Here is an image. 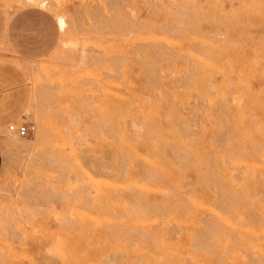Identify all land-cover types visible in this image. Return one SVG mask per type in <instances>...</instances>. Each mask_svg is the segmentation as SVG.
Returning <instances> with one entry per match:
<instances>
[{"label":"rangeland","instance_id":"rangeland-1","mask_svg":"<svg viewBox=\"0 0 264 264\" xmlns=\"http://www.w3.org/2000/svg\"><path fill=\"white\" fill-rule=\"evenodd\" d=\"M0 14V264H264V0H0ZM20 123L33 131L7 129Z\"/></svg>","mask_w":264,"mask_h":264},{"label":"bare ground","instance_id":"bare-ground-1","mask_svg":"<svg viewBox=\"0 0 264 264\" xmlns=\"http://www.w3.org/2000/svg\"><path fill=\"white\" fill-rule=\"evenodd\" d=\"M246 34H247V33H246ZM249 36H250V35H249ZM229 41H230V40H228L227 42H229ZM231 43H232V42H231ZM233 43H234V42H233ZM235 43H236V42H235ZM235 43H234V44H235ZM229 46H230V45H228V47H229ZM248 46H249V45H248ZM233 47H234V46H233ZM229 48H230V47H229ZM246 48H247V47H246ZM249 48H250V47H249ZM236 49H237V48H236ZM247 49H248V48H247ZM135 51H136V50H135ZM135 51H134V52H135ZM140 51H141V49H140ZM140 51L138 50V52H140ZM142 51H143V50H142ZM142 51H141V52H142ZM145 51H146V54L148 55V53H147V49H146ZM138 52H136V53L138 54ZM141 52H140V53H141ZM136 53H135V54H136ZM142 53H144V52H142ZM156 54H157V53H156ZM213 54H214V53H213ZM144 55H145V54H143V56L140 55V57H141V58H142V57H145ZM147 55H146V56H147ZM136 56H137V55H136ZM203 56H205V55H203ZM207 56H208V55H207ZM138 57H139V56H138ZM147 57L149 58L150 55H148ZM154 57H155V55H154ZM170 57H171V56H170ZM170 57L167 56L168 59H170ZM209 57H210V56H209ZM13 58H14V57H13ZM132 58H133V57H132ZM196 58H197V57H196ZM227 58H229V57H227ZM130 59H131V57L129 58V60H130ZM137 59H138V58H137ZM151 59H152V57H151ZM158 59H159V57H158ZM188 59H190V58H188ZM198 59H199V58H198ZM198 59H196V60H198ZM209 59H210V58H209ZM153 60H155V59H153ZM160 60H161V59H160ZM199 60H200V59H199ZM199 60H198V62H201V60H200V61H199ZM214 60L216 61V58H215ZM131 61H132V60H131ZM144 61H145V60H144ZM156 61H157V60H156ZM168 61H169V60H168ZM186 61H187V60H186ZM189 61H190V60H189ZM202 61H203V60H202ZM223 61H224V60H223ZM254 61H255V60H254ZM13 62H14V61H13ZM134 62H135V61H134V59H133L132 63H134ZM145 62H146V61H145ZM145 62H144V63H145ZM159 62H160V61H159ZM159 62H157L158 64L155 62V63H156L155 65H158V66H159ZM166 62H167V61H166ZM169 62H170V61H169ZM192 62H193V61H192ZM192 62H190V64H188V61L186 62V65H189L188 67L186 66L187 70H189L188 68H190L191 64H193ZM225 62H228V61L225 60ZM132 63L129 62V64H132ZM144 63H143V64H144ZM152 63L154 64V62H152ZM134 64H136V66H137V61H136V63H134ZM138 64H139L140 66H142L141 68L144 67V65H141V64H142V61H141V63H138ZM169 64L172 65V63H169ZM229 64H230V63H229ZM149 65H150V63H149ZM155 65H154V66H155ZM167 65H168V64H167ZM145 66L147 67L148 64H147V65L145 64ZM158 66H155V68L151 69L150 67H153V65H152V66L147 67L146 69H145V67H144V69H145L146 72H147L148 68H150V72H153V71H151V70H154V71H155V69H157L156 67H158ZM193 66H196V65H195V64L192 65V69H193ZM198 66H199V65H198ZM204 66H206V65H204ZM167 67H169V66H167ZM196 67H197V66H196ZM196 67H194V70L197 72L198 69L196 70V69H195ZM222 67H223V64H222ZM222 67H221V68H222ZM225 67L227 68V66H225ZM225 67H224V68H225ZM139 68H140V67H139ZM141 68L139 69V72H143V70H141ZM169 68H170V67H169ZM165 69H168V68H165ZM190 69H191V68H190ZM192 69H191V70H192ZM140 70H141V71H140ZM145 70H144V71H145ZM170 70L172 71L173 69H170ZM185 70H186V69H185ZM185 70H184V69L180 70V71H182V72L184 71V73L181 72V75H182V74L184 75V74H186V73L189 72V71H185ZM194 70H193V72H195ZM212 70H213V69H212ZM222 70L224 71V69H222ZM225 70H226V69H225ZM121 71H122V70H121ZM159 71H161L160 68L158 69V72H159ZM199 71H200V73L198 74V77H199L200 75H201L202 77H205V76H206V79H207V77H208V80H209L210 77L207 76V73H206L205 76H203V75L201 74L202 69L199 70ZM199 71H198V72H199ZM203 71H204V70H203ZM208 71H209V69H208ZM158 72L155 71L154 73H156V75H162V71H161V74H160V72H159V73H158ZM164 72H165V71H164ZM167 72H170V71H167ZM167 72H166V73H167ZM185 72H186V73H185ZM196 72L194 73L195 75H196ZM217 72H219V71H217ZM261 72H262V71H261ZM189 73H190V72H189ZM189 73H188V74H189ZM191 73H192V72H191ZM209 73H210V71H209ZM231 73H233V72H231ZM127 74L129 75L128 70H127ZM142 74L144 75V72L141 73V75H142ZM150 74H151V73H150ZM170 74H171V73H170ZM172 74H173V73H172ZM188 74H186V76H188ZM146 75H147V76H145V77H148V75H149L148 72L146 73ZM153 75H154V74H153ZM177 75H178V74H177ZM183 75H182V76H183ZM191 75L193 76V74H191ZM230 75H231V74H230ZM253 75H254V74H253ZM151 76H152V74H151ZM172 76H173V75H172ZM175 76H176V75H175ZM175 76H173V78H175ZM196 76H197V75H196ZM149 77H150V76H149ZM155 77H156V76H155ZM165 77H167V76H165ZM170 77H171V75H170ZM177 77H179V76H177ZM177 77H176V78H177ZM157 78H159V80H160L162 77L159 76V77H157ZM157 78H156V79H157ZM167 78H168V77H167ZM167 78H166V80H167ZM193 78H196V77H193ZM211 78H212V77H211ZM145 79H146V83H148V82H150V84L152 83V81H149V79L151 80V77H150V78H145ZM147 79H148V81H147ZM153 79H154V78H153ZM164 79H165V78H164ZM168 79H169V78H168ZM204 79H205V78H204ZM222 79H223V78H222ZM159 80L157 79V81H159ZM177 80H178V79H177ZM190 80H191V79H190ZM194 80H195V79H194ZM154 81H155V79H154ZM164 81H165V80H164ZM181 81H183V80H181ZM181 81H180V82H181ZM174 82H176V81H174ZM189 82H190V81H189ZM205 82H206V81H204V83H205ZM192 83H193V81L190 82V85H191ZM228 83H229V82H228ZM231 83H232V81H230V84H231ZM235 83H236V84H235ZM235 83H234V84L237 85V83H239V82H236V81H235ZM251 83H252V82H251ZM256 83H257V82H256ZM155 84H157V83H153V85L151 84L152 87H153ZM176 84H177V83H176ZM182 84H183V83H182ZM194 84H195V83H194ZM194 84L191 85V86H192V87L195 86ZM196 84H197V83H196ZM225 84H227V83H225ZM252 84H253V83H252ZM148 85H149V84H148ZM178 85H180V84H179V80H178ZM208 85H209V83H208ZM228 85H229V84H227L226 86H228ZM183 86H184V85H183ZM197 86H198V85H197ZM216 86H217V85H216ZM219 86H221V85H219ZM219 86H218V87H219ZM226 86H225V87H226ZM242 86H243V85H242ZM249 86H250V85H249ZM258 86H259V85H258ZM146 87H147V86H146ZM192 87H191V88H192ZM204 87H205V86H204ZM211 87H213V86H211ZM218 87L216 88V90L218 89ZM221 87H222V86H221ZM225 87H224V88H225ZM229 87L232 88V86H228L227 88L229 89ZM234 87H235V86H234ZM234 87H233V89H234ZM259 87H260V86H259ZM157 88H158V87H157ZM157 88L155 87V89H157ZM176 88H177V87H176ZM179 88H180V87H179ZM179 88H178V89H179ZM199 88H200V87H199ZM224 88H222V89H224ZM244 88H245V87H244ZM155 89H154V90H155ZM159 89L161 90V88H159ZM206 89H208V88H206ZM206 89H205V92H206ZM214 89H215V88H214ZM214 89H213V90L210 89V90H211L212 92H213V91L216 92ZM228 89H227V90H228ZM175 90H176V89H174V91H175ZM192 90H193V89H192ZM192 90H191V92H192ZM203 90H204V89H203ZM224 90H225V89H224ZM229 90H230V89H229ZM241 90H242V89H241ZM195 91H196V90H194V92H195ZM211 91H210V92H211ZM245 91H246V90H245ZM199 92H200V91H199ZM212 92H211V94H212ZM228 92H231V91H227V93H228ZM240 92H241V91H240ZM172 93H173V92H172ZM186 93H187V91H186ZM223 93H224V92H223ZM260 93H261V91H260ZM260 93H259V94H260ZM157 94H159V93L157 92ZM188 94H189V93H188ZM216 94H217V93H214V95H216ZM224 94H225V93H224ZM230 94H231V93H230ZM230 94H229V95H230ZM232 94H233V93H232ZM232 94H231V96H232ZM252 94H254V93H252ZM252 94H251V95H252ZM204 95H205V94H204ZM226 95H227V94H226ZM229 95H228V96H229ZM234 95H236V94H234ZM160 96H162V95L160 94L158 97H160ZM205 96H206V95H205ZM207 96H208V95H207ZM207 96H206V97H207ZM231 96H230V98H231ZM236 96H237V95H236ZM263 96H264V95H263ZM232 97H233V96H232ZM246 97H247V96H246ZM135 98H136V97H135ZM160 98H164V99H165L166 97H160ZM204 98H205V97H204ZM207 98H208V97H207ZM216 98L218 99V97H216ZM216 98H214V99H216ZM244 98H245V96L242 98V100H243ZM138 99H139V97H138ZM175 99H176V98H175ZM180 99H181V98H180ZM223 99H224V97H223ZM233 99L235 100V99H237V98H232V99H231L232 101L230 100V104H231V102H233ZM246 99L248 100V98H246ZM159 100H160V99H159ZM162 100H163V99H162ZM184 100H185V99H184ZM202 100H203V99H202ZM208 100H209V99H208ZM218 100H219V99H218ZM239 100H240V99H239ZM263 100H264V98H263ZM165 101H166V100H165ZM169 101H171V100H169ZM174 101H175V100H174ZM204 101H205V100H204ZM225 101H226V100H225ZM180 102H181V101H180ZM206 102H207V101H206ZM215 102H216V100H215ZM220 102H221V100H220ZM243 102H244V101H243ZM256 102H258V101H256ZM170 103H172V102H170ZM176 103H177V102H176ZM218 103H219V102H218ZM225 103L228 104L227 102H225ZM238 103H239V102H238ZM241 103H242V101H240V103H239L237 106L239 107V105H240ZM180 104H181V103H180ZM230 104H228V106H229ZM173 105H175V104L173 103ZM208 105H209V104H208V102H207V106H208ZM242 105H244V104H242ZM251 105L253 106L252 103H251ZM254 105H255V104H254ZM256 105H258V104H256ZM205 106H206V105H205ZM205 106H203V107H205ZM207 106H206V107H207ZM209 106H210V105H209ZM228 106H227V108H229ZM231 106H232V105H231ZM240 106H241V105H240ZM260 106H261V105H260ZM260 106H259V107H260ZM263 106H264V105H263ZM171 107H173V106H171ZM175 107H176V106H175ZM238 107H237V108H238ZM261 107H262V106H261ZM218 108H219V107H218ZM220 108H222V107H220ZM223 108L225 109V106H224V105H223ZM223 108H222V109H223ZM227 108H226V109H227ZM235 108H236V107H235ZM237 108H236V109H237ZM243 108L246 110L245 106H243ZM169 109H170V107H169ZM226 109H225V110H226ZM239 109H240V108H239ZM263 109H264V108H263ZM237 110H238V109H237ZM240 110H241V109H240ZM174 111H176V110L174 109ZM248 111H249V109H248ZM251 111H252V110H251ZM171 112H172V111H171ZM203 112H204V111H203ZM221 112H222V111H221ZM235 112H236V111H235ZM166 113H167V110H166ZM169 113H170V112H168V114H166V115H167V118H168V115H170ZM209 113H210V112H209ZM216 113H217V112H216ZM172 114H174V113H172ZM166 115H165V116H166ZM174 115H176V114H174ZM174 115H172V116H174ZM236 115H237V113H236ZM172 116H171V117H172ZM215 116H217V115H215ZM221 116H222V115H221ZM240 116H241V115H240ZM176 117H177V116H176ZM178 117H179V115H178ZM178 117H177V118H178ZM218 117H220V116H218ZM169 118H170V116H169ZM169 118H168V120H169ZM177 118H176V119H177ZM242 118H243V117H242ZM217 119H218V118L216 117L215 120H217ZM223 119H226V118H223ZM231 119H232V118H231ZM235 119H236V118H235ZM170 120H171L174 124L171 123ZM170 120H169V122H170L172 125H169V124H168V125L171 126V127H173V125L176 126L174 129L172 128L173 131L170 129V130L172 131L171 133H173V132H175V130H177L176 128H178V127H177L178 125H176V123H175V121H174L175 119H174V120L170 119ZM242 120H243V119H242ZM132 121H133V120H132ZM178 121H179V119H178ZM219 121H220V119H219ZM219 121H218V122H219ZM224 121H225V120H224ZM231 121H232V120H231ZM146 122H147V121H146ZM215 122L217 123V121H215ZM232 122H233V121H232ZM252 122H253V120H252ZM252 122H251V123H252ZM112 123H113V122H112ZM180 123H181V122H180ZM190 123H191V122H190ZM228 123H229V122H228ZM228 123H227V124H228ZM234 123H235V122H234ZM234 123H233V124H234ZM220 124H221V123H219L218 125L220 126ZM230 124H231V123H230ZM233 124H232V125H233ZM218 125H217V126H218ZM232 125H231V127H232ZM141 126H142V125H141ZM181 126H182V125H181ZM217 126H216V127H217ZM150 127H152V126H150ZM168 128H169V127H168ZM182 128H183V126H182ZM182 128H181L180 131H182ZM217 128H218V127H217ZM149 129H150V128H149ZM149 129H147V131H148ZM232 129H233V128H232ZM152 130H153L154 133H155L154 128H152ZM152 130H151V133H152ZM185 130H186V129H185ZM220 130H221V129H218V131H220ZM229 130H230V128H229ZM229 130H228V132H229ZM233 130H234V129H233ZM249 130H250V129H249ZM142 131H143V129H142ZM142 131H141V132H142ZM144 131H145V129H144ZM147 131H146V133H147ZM186 132H187V131H186ZM231 132H232V131H231ZM231 132H230V134H231ZM143 133H144V132H142V135H143ZM151 133H150V134H151ZM171 133H170V134H171ZM180 133H181V132H180ZM217 133H218V132H217ZM233 133H234V131H233ZM147 134H149V133H147ZM167 134H168V133H167ZM174 134H175V133H174ZM182 134H183V131H182ZM182 134H181V135H182ZM221 134H222V131H221ZM139 135H140V134H139ZM151 135H152V134H151ZM153 135L156 136V133L153 134ZM153 135H152V136H153ZM175 135H176V134H175ZM218 135H219V133H218ZM121 136H122V135H121ZM124 136H125V135H124ZM132 136H133V135H131V138H132ZM134 136H135V135H134ZM137 136H138V135H137ZM143 136H144V135H143ZM149 136H150V135H149ZM157 136H158V134H157ZM172 136H173V135H172ZM215 136H216V135H215ZM215 136H214V138L216 139L217 137H215ZM230 136H233V135H230ZM114 137H115V136H114ZM122 137H123V136H122ZM129 137H130V136H129ZM138 137H141V136H138ZM138 137H137V139H136V137H134V138H135L136 140H138ZM158 137H159V136H158ZM175 137H176V136H175ZM175 137H174V138H175ZM188 137L190 138V136H188ZM196 137H197V136H196ZM115 138H117V137H115ZM131 138H129V139L131 140ZM166 138H167V137H166ZM183 138H184V137H183ZM233 138H234V137H233ZM233 138H232V139H233ZM117 139H118V138H117ZM124 139H125V138H124ZM127 139H128V138H127ZM127 139H125V140H127ZM132 139H133V138H132ZM170 139H171V138H170ZM176 139H177V140H173V141H179V140H180V139H178L177 137H176ZM191 139H193V138H190V140H191ZM215 139H214V141H215ZM219 139H220V135H219V138L216 139V140H219ZM221 139H222V138H221ZM221 139H220V140H221ZM114 140H115V139H114ZM130 140H129V141H130ZM150 140H152V139H150ZM150 140H149V141H150ZM157 140H158V144H160V143H159L160 140H159V139H157ZM220 140H219V142H221ZM73 141H74V140H73ZM138 141H139V140H138ZM170 141H171V140H170ZM212 141H213V140H212ZM222 141H223V140H222ZM120 142H121V141H120ZM140 142H142V141H140ZM143 142H144V140H143ZM191 142H192V140H191ZM224 142H225V141H224ZM116 143H117V142H116ZM133 143H134V142H133ZM175 143H176V142H175ZM177 143H178V142H177ZM185 143H186V142H185ZM101 144H102V143H101ZM143 144H144V143H143ZM154 144L157 145L155 142H154ZM179 144H181V143L179 142ZM183 144H184V143H183ZM221 144H222V147H223V146L225 147V145H223V142H221ZM225 144H226V146H227L228 143H225ZM160 145H163V143L160 144ZM218 145H219V144H218ZM56 146H57V145H56ZM114 146H115V145H114ZM183 146H184V145H183ZM228 146H229V145H228ZM259 146H260V145H259ZM84 147H85V146H84ZM117 147H118V145H117ZM185 147H186V146H185ZM224 147H223V148H224ZM230 147H231V146H230ZM171 148H172V147H171ZM220 148H221V146H220ZM223 148H222V149H223ZM260 148H261V147H260ZM163 149H164V148H163ZM187 149H188V148H187ZM157 150H158V149H157ZM159 150H160V149H159ZM159 150H158V151H159ZM184 150H185V148H184ZM120 151H121V150H120ZM185 151H186V150H185ZM221 151H222V150H221ZM132 152H133V151H132ZM206 152H207V151H206ZM222 152H225L224 149H223ZM52 153H54V151H51V153H50V155H49L50 158L52 157V156H51ZM186 154H187V153H186ZM198 155H199V152H198ZM200 155H201V154H200ZM200 155H199V157H200ZM207 155H208V154H207ZM236 155H237V153H236ZM53 156H55V155L53 154ZM59 156H60V155H59ZM76 156H77V155H76ZM178 156H179V155H177V156L175 157V159H178L177 161L180 160ZM239 156H240V155H239ZM47 157H48V156H47ZM47 157H45V160H47V159H46ZM63 157H64V156H63ZM194 157H196V155H195ZM197 157H198V156H197ZM199 157L196 158V159H198V160H196L197 163H198V161H199V159H200ZM203 157H204V156H203ZM213 157H214V156H213ZM223 157H224V155H223ZM226 157H227V155H226ZM65 158H66V157H65ZM65 158H64V159H65ZM183 158H184V157H183ZM204 158H205V157H204ZM210 158H211V157H210ZM210 158H209V155H208V159H210ZM57 159H59V158H57ZM189 159H190V158H189ZM205 159H206V158H205ZM222 159H224V161H225V158H222ZM227 159H228V158H227ZM229 160H230V159H229ZM64 161H65V160H64ZM181 161H182V160H181ZM192 161H193V160H191V163L193 164L194 161H193V162H192ZM207 161H208V160H207ZM211 161L214 162L213 159L210 160V163H211ZM220 161H221V158H220ZM49 162H50V161H49ZM53 162H54V161H52V163H48L47 161H45V163H48L47 165H48L50 168H55L56 166H58V165H56L57 163H56V164H53ZM189 162H190V161H189ZM196 162H195V163H196ZM222 162H223V160H222ZM61 163H62V165H63L64 162L61 161ZM182 163H183V162H182ZM191 163H190V164H191ZM197 163H196V164H197ZM205 163H206V162H205ZM214 163H215V162H214ZM214 163H213V164H214ZM65 164H66V163H64V165H65ZM192 164H191V165H192ZM66 165H67V164H66ZM193 165L196 166L195 164H193ZM200 165H201V164H200ZM229 165H230V164H229ZM231 165H232V164H231ZM182 166H183V164H182ZM205 166H206V165H205ZM213 166H215V165H213ZM217 166H218V165H217ZM221 166H222V165H221ZM232 166H233V165H232ZM234 166H235V165H234ZM62 167H63V166H62ZM62 167H61V170H62ZM116 167H117V166H116ZM176 167H177V166H176ZM65 168H66V167H65ZM67 168H68V167H67ZM208 168L210 169V168H212V167H208ZM55 169H57V168H55ZM63 169H64V167H63ZM205 169H206V168H205ZM218 169H219V166H218ZM220 169H221V168H220ZM228 169H229V166H228ZM59 170H60V169H59ZM71 170H72V169H71ZM205 171H206V170H205ZM66 172H67V171H66ZM221 172H222V170H221ZM205 173L207 174L208 172L206 171ZM211 173H212V172H211ZM212 174H213V173H212ZM212 174H208V175L211 176ZM145 175H146V174H145ZM178 175H179V174H178ZM179 176H181V175H179ZM65 177H66V176H65ZM211 177H212V176H211ZM64 179H65V178H64ZM210 179H211V178H210ZM202 180H203V179H202ZM206 180H207V179H206ZM204 182H205V181H204ZM206 182H207V181H206ZM80 185H81V184H80ZM207 185H208V184H207ZM207 185H206V186H207ZM214 185H215V184H214ZM214 185H213V187H214ZM72 187H73V186H72ZM215 188H216V187H215ZM217 188H218V187H217ZM141 189H142V188H141ZM221 190H222V189H221ZM48 193H49V192H48ZM194 198H195V197H194ZM91 199H92V198H91ZM166 199H167V198H166ZM212 199H213V198H212ZM65 200H66V197H65ZM70 200H71V199H70ZM88 200H89V199H88ZM210 200H211V199H210ZM193 201H194V200H193ZM211 201H212V200H211ZM211 201H209V202H211ZM219 201H220V200H219ZM218 203H219V202H218ZM180 204H182V203H180ZM214 204H215V203H214ZM212 207H213V206H212ZM214 207H215V206H214ZM140 212H141V209H140ZM137 215H139V214L137 213ZM140 215H141V214H140ZM139 217H140V216H139ZM137 218H138V216H137ZM66 222H67V221H66ZM69 225H70V224H69ZM72 226H73V225H72ZM73 227H74V226H73ZM197 227H198V226H197ZM66 228H67V227H66ZM92 228H93V227H92ZM204 228H205V227H204ZM73 230H75V229H73ZM201 230H202V229H201ZM204 230H205V229H204ZM202 232H203V231H202ZM198 233H199V232H198ZM195 235H196V234H195ZM86 236H87V235H86ZM199 237H201V236H199ZM139 240H140V239H139ZM195 245H196V244H195ZM131 246H132V245H131ZM133 246H134V245H133ZM154 247H155V246H154ZM203 247H205V246L203 245ZM207 247H208V246H207ZM207 247H206V248H207ZM195 248H196V247H195ZM208 248H209V247H208ZM208 248H207V249H208ZM147 249H148V248H147ZM201 249H202V248H201ZM205 251H206V250H205ZM207 252H208V251H207ZM140 254H141V253H140ZM140 254H139V255H140ZM141 255H143V253H142ZM141 255H140V256H141ZM141 257H142V256H141ZM142 259H144V258H142ZM142 259H141V260H142ZM172 259H173V258H172ZM133 261H134V260H132V262H133ZM135 261H136V260H135ZM143 262L146 263L147 261H146V260H145V261L143 260ZM168 262H169V261H168ZM163 263H164V262H163ZM172 263H173V262H172ZM147 264H148V263H147Z\"/></svg>","mask_w":264,"mask_h":264},{"label":"built area","instance_id":"built-area-1","mask_svg":"<svg viewBox=\"0 0 264 264\" xmlns=\"http://www.w3.org/2000/svg\"><path fill=\"white\" fill-rule=\"evenodd\" d=\"M9 131H13L17 136L23 137L26 136L29 132L33 131L32 125H27L25 123H20L18 125L9 124L7 126Z\"/></svg>","mask_w":264,"mask_h":264},{"label":"crops","instance_id":"crops-1","mask_svg":"<svg viewBox=\"0 0 264 264\" xmlns=\"http://www.w3.org/2000/svg\"><path fill=\"white\" fill-rule=\"evenodd\" d=\"M55 22H56V25H57V27H58V29L60 30V28H59V23H58V20H57V18L55 17ZM1 25H2V17H1V14H0V28H1ZM30 96H31V90H27L26 91V93H25V98L28 100L29 99V101H30ZM29 101H28V104H29ZM1 152V151H0ZM2 155V154H1ZM1 160V159H0Z\"/></svg>","mask_w":264,"mask_h":264}]
</instances>
